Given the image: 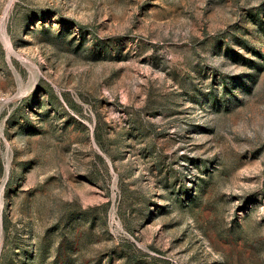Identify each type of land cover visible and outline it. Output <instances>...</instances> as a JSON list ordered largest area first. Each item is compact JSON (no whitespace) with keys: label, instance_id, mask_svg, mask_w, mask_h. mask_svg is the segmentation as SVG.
Listing matches in <instances>:
<instances>
[{"label":"rangeland","instance_id":"obj_1","mask_svg":"<svg viewBox=\"0 0 264 264\" xmlns=\"http://www.w3.org/2000/svg\"><path fill=\"white\" fill-rule=\"evenodd\" d=\"M0 264H264V0H0Z\"/></svg>","mask_w":264,"mask_h":264},{"label":"bare ground","instance_id":"obj_2","mask_svg":"<svg viewBox=\"0 0 264 264\" xmlns=\"http://www.w3.org/2000/svg\"><path fill=\"white\" fill-rule=\"evenodd\" d=\"M3 25V24H2ZM3 29V28H2ZM4 30V29H3ZM8 42V41H7ZM9 45V44H8ZM10 52V51H9ZM12 54V53H11ZM38 73V72H37ZM3 198V197H2Z\"/></svg>","mask_w":264,"mask_h":264}]
</instances>
